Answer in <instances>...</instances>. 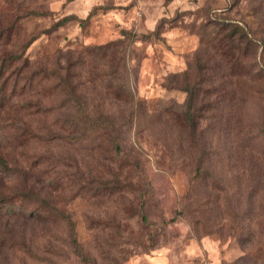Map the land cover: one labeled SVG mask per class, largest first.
<instances>
[{
	"label": "rangeland",
	"instance_id": "rangeland-1",
	"mask_svg": "<svg viewBox=\"0 0 264 264\" xmlns=\"http://www.w3.org/2000/svg\"><path fill=\"white\" fill-rule=\"evenodd\" d=\"M0 264H264V0H0Z\"/></svg>",
	"mask_w": 264,
	"mask_h": 264
},
{
	"label": "trees",
	"instance_id": "trees-1",
	"mask_svg": "<svg viewBox=\"0 0 264 264\" xmlns=\"http://www.w3.org/2000/svg\"><path fill=\"white\" fill-rule=\"evenodd\" d=\"M228 37H229V39H231L233 37V33H232V35H230ZM187 80L188 79H187V76H186V81ZM188 90H190V89H188ZM126 91H127V88L120 90L119 93L117 94V96L127 99L131 94H128ZM196 91H198L197 87H195L194 89H191L190 93L188 92L189 93V99H190L191 103L195 99ZM180 115L187 116L188 117V121L191 122L193 127H195V120H194L193 116L191 115V110H190L189 106H188L187 112L186 113H181ZM192 118H193V120H192Z\"/></svg>",
	"mask_w": 264,
	"mask_h": 264
}]
</instances>
